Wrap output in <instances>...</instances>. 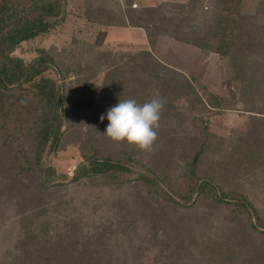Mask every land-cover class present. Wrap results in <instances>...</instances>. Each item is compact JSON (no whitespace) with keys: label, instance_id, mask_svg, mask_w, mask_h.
Returning <instances> with one entry per match:
<instances>
[{"label":"trees","instance_id":"trees-1","mask_svg":"<svg viewBox=\"0 0 264 264\" xmlns=\"http://www.w3.org/2000/svg\"><path fill=\"white\" fill-rule=\"evenodd\" d=\"M199 1L133 7V0H123L124 7L119 3L116 11L88 0L82 15L86 20L143 29L149 49L88 53L93 47L84 51L77 46L56 54L40 48L25 61L15 51L59 26L69 0H0V201L11 202L20 226L17 253L8 264H257L259 244L253 252L247 243L242 248L237 232L264 234V216L243 191L230 185L224 189L216 180L228 174L235 155L237 168L256 167L253 154L264 149L262 12L245 14L242 0H219L218 9L213 7L198 28L192 22ZM161 35L230 59L234 86L251 119L250 129L235 131L225 145V139L219 145L209 134L197 141L180 193L178 179L161 177L158 165L175 141L167 138L171 125H177L170 119L179 118L173 102L187 97L191 103H205L188 75L154 54ZM50 69L57 79L45 75ZM101 72L104 83L95 109L71 108L64 92L70 74L84 82ZM208 94L209 105L218 107L221 98ZM155 95L163 99L164 108L154 150L164 152L156 153L160 160L152 162V153L111 141L105 135L109 122H101L100 116L121 99L143 104ZM82 126L89 127V142L79 145L82 161L72 176L58 173L48 164L47 152L67 147ZM92 138L107 141L108 153H96ZM90 146L94 153H86ZM164 180H169L166 187ZM195 200L203 207L198 204L199 209L188 213ZM214 208L219 211L212 214Z\"/></svg>","mask_w":264,"mask_h":264},{"label":"rangeland","instance_id":"rangeland-1","mask_svg":"<svg viewBox=\"0 0 264 264\" xmlns=\"http://www.w3.org/2000/svg\"><path fill=\"white\" fill-rule=\"evenodd\" d=\"M168 1L185 2L187 0H133V7L155 6ZM87 2L88 0H69L65 20L51 32L22 43L15 51V54L22 57L25 61H30L37 55V50L40 48H52L56 54L63 53L64 49L69 50L77 46H81L84 51L89 47H93L94 50H88V53H93V51H110L113 54H120L121 52H135L149 49L145 32L142 29L128 27L130 28L128 31L113 30L108 28L107 25H99L86 20L82 15L86 9ZM92 2L116 11L120 6L119 3L124 7L123 0H92ZM218 2L219 0H200L196 10L198 16L192 24L201 28L203 22L207 20L205 16L209 15V11L213 7L216 10L218 9L220 5ZM241 10L245 14H256L258 10H261L262 19L260 22L258 21V24L260 27L264 24V0H242ZM154 54L164 63L188 75L205 103L204 106L199 102L191 103L187 97L174 99L173 102L177 105V113H179L180 118L178 119L180 121L178 119H170V123L174 124L175 122L177 125H171L172 128L168 130L167 138L175 141L170 146L172 147L171 151H165L166 155L161 156L162 161L158 165L161 177L165 176L166 178L167 174H169L178 179L177 183L179 186L177 190L180 193L185 190L182 189L184 183L182 175L186 172V166L190 157L198 149L197 141L203 138L204 135L209 134L214 137L211 140L219 145L222 144L220 140L225 139L223 144L225 145L227 143L226 139H232L235 131L244 132L250 129L251 119L250 114L243 111L244 106L239 100V87L234 86L233 65L230 59L221 52L206 54L202 49L194 45L179 42L167 35H161L158 38ZM45 75L57 79L56 73L52 69L48 70ZM70 75L64 87L69 106L88 112L93 111L98 94L101 91V85L104 83L105 73L101 72L96 76L93 75L84 82L82 80L85 78L82 79L73 73ZM261 80H264V78ZM262 87L263 84L260 88L262 89ZM203 91H206V93ZM208 93L216 94L221 98L218 102L219 106L214 104L218 107L209 105L210 94ZM259 103L263 107L262 102L259 101ZM178 124H181V126ZM81 131L80 136L75 139L71 138L64 149L61 148L57 151L47 152L51 153L48 156V164L54 167L58 173L72 176L73 170L82 161V151L79 145L81 142H89L87 138L89 137V127L82 126ZM91 141V144L97 150H95L96 153H108L107 141H94L93 138ZM163 152L162 148L150 152L155 156L152 162L159 161L160 154L156 157V153ZM86 153H94L91 146L87 149ZM169 153H172L170 157H168ZM235 156L234 159H236ZM253 156L257 157L254 158L256 167L253 165L249 167L248 164H243L237 168V166H234V163L237 161L232 159V166L230 165L228 172H226L228 174H225L221 178L217 176L216 181L224 189H226L225 186L230 185L232 190L236 191L240 189L243 191L250 199V202L264 216V149L260 147V150L256 154H253ZM144 160H149L148 156L144 155ZM130 167L134 172L139 170L138 167H134L133 165H130ZM255 168H257V171ZM156 169L158 171V167ZM205 170L206 167L204 165L200 166L199 173L202 174ZM168 181H162L164 187H166ZM234 182L238 184L237 186L242 187V189L235 186ZM145 190V188H142V193H145ZM191 205L192 208L188 213L196 211L197 205L203 207L200 201L198 202L197 200L192 202ZM198 206L197 208L199 209ZM230 208L233 207L230 206ZM166 209H168V214L174 217L171 205L167 204ZM161 210L164 211V209ZM216 211L217 209L214 208L212 214L217 213L219 210ZM100 214L102 215L104 212ZM18 218L19 216L14 214L11 202H4L1 199L0 264H8L11 255L17 253L15 244L20 233ZM231 218L232 216H230ZM240 222L242 221L240 220ZM249 231L239 229V233L237 232L238 239L242 242V248H244L243 244L247 243L248 250L251 252L257 249L255 244H259L260 259L256 260L255 263L263 264L264 234L261 231ZM229 233H231V230Z\"/></svg>","mask_w":264,"mask_h":264},{"label":"clouds","instance_id":"clouds-1","mask_svg":"<svg viewBox=\"0 0 264 264\" xmlns=\"http://www.w3.org/2000/svg\"><path fill=\"white\" fill-rule=\"evenodd\" d=\"M163 99L155 95L141 104L136 99H121L100 120H108L105 135L115 143H126L138 151L150 153L158 139Z\"/></svg>","mask_w":264,"mask_h":264},{"label":"crops","instance_id":"crops-1","mask_svg":"<svg viewBox=\"0 0 264 264\" xmlns=\"http://www.w3.org/2000/svg\"><path fill=\"white\" fill-rule=\"evenodd\" d=\"M108 28L113 29V30H125V31L126 30L128 31L130 29L128 27H118V26H108ZM135 29H140V28H135ZM125 31H122V32H125Z\"/></svg>","mask_w":264,"mask_h":264}]
</instances>
